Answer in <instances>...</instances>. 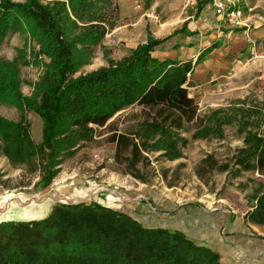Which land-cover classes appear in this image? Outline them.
<instances>
[{
	"label": "trees",
	"instance_id": "trees-1",
	"mask_svg": "<svg viewBox=\"0 0 264 264\" xmlns=\"http://www.w3.org/2000/svg\"><path fill=\"white\" fill-rule=\"evenodd\" d=\"M144 1L148 8L154 0ZM111 2L0 1V40L13 27L37 43V48L29 49L32 60L27 58V46L13 59L0 57V104L32 109L43 120V141L37 143L24 121L0 113V151L19 163L45 159L43 187L53 182L62 154H73L94 140L98 128L112 131L107 141L116 143L117 161L130 154L129 167L136 169L146 152L161 151L167 159L181 156L176 143L184 128L206 138L235 119L219 116L222 109L200 113L185 85L193 62L155 59L152 52L165 39H156L151 32L148 41L130 54L76 76L115 26L106 21ZM29 63L44 66V71L26 95L21 66ZM240 111L247 117L239 120L246 131L243 159L254 161L264 175V102ZM125 115L139 121L137 129H112ZM134 175L145 181L140 173ZM250 218L253 224L264 223V190ZM0 264L234 263L224 262L217 250L181 230L149 227L123 210L83 200L58 203L40 219L0 221Z\"/></svg>",
	"mask_w": 264,
	"mask_h": 264
},
{
	"label": "rangeland",
	"instance_id": "rangeland-1",
	"mask_svg": "<svg viewBox=\"0 0 264 264\" xmlns=\"http://www.w3.org/2000/svg\"><path fill=\"white\" fill-rule=\"evenodd\" d=\"M42 1L52 3L55 0ZM200 1L154 0L151 6L146 8L145 1L138 0L140 12L134 21L120 17L121 4L123 7L128 6V0H112L106 9V21L115 23V26L108 31L101 43L95 46L91 62L83 66L76 76L108 65L110 60H119L118 58L126 52L119 50V47L121 43H125L127 37L121 29L127 28L131 21H138L143 17V13H147V18L151 20L150 28L159 30L162 23L179 25L181 19L189 13L196 15ZM208 1L211 4L210 0ZM117 26L120 27L118 31L111 33ZM141 28L136 27L134 33L138 34ZM119 37L124 40L119 41ZM26 46L29 54L27 58L32 60L29 49L37 48V43L27 33H21L12 27L0 40V57L13 59L18 55V50ZM21 69L22 91L30 95L33 92V83L43 73L44 66L29 63L23 64ZM217 85L219 88L213 94L216 105H199L200 113L210 115L214 110L222 109L219 116H227L228 119L235 116V119L221 124L220 131L206 138L197 137L195 131L184 128L176 143L181 156L175 159H167L161 151L146 152V157L135 163L136 169H130L131 162L127 158L131 155L123 154L122 161H117L116 143L107 141L112 131L104 127L98 128L94 140L86 142L73 154H62L53 182L43 187L45 159L39 156L33 161L19 163L0 151V221L40 219L47 216L58 203L88 199L121 208L120 206L125 204H132L136 195L153 190L169 196L176 202L186 203L183 206L184 212H187L186 216L197 220L196 224L204 231L210 230L213 224L216 226V222H213L215 216L221 219L220 226L217 227L219 230L222 226L235 227L236 231L227 230L228 237L233 239L232 244L236 246L234 250L230 251L229 245L227 252L224 251L225 246L216 250L224 262L240 263L242 255L245 254L242 248L245 244L241 238L249 233L248 231L254 236L264 238V223L253 224L250 218L257 197L264 190V175L258 171L254 161L243 159L241 149L245 146L246 131L239 124V120H247L240 110L264 102V58L255 59L225 83L220 82ZM0 113L12 120L24 121L29 126L33 139L37 143L43 141V120L36 111L20 110L15 106L0 104ZM125 116L117 118L112 129H137L139 121L128 120L130 117ZM211 155L213 158L205 162ZM136 173H140L145 181L135 177ZM193 206H197L200 211H204L201 207L204 206L210 211H204L203 214H199V211L192 212ZM131 209L133 211L127 213L146 226H168L164 224L165 220H158L156 216L159 215L151 209L147 200ZM220 209L230 210L233 215ZM244 220L249 223L248 230ZM215 229L216 227L211 228V231ZM220 235L223 237L222 231ZM203 239L210 241L207 237Z\"/></svg>",
	"mask_w": 264,
	"mask_h": 264
},
{
	"label": "crops",
	"instance_id": "crops-1",
	"mask_svg": "<svg viewBox=\"0 0 264 264\" xmlns=\"http://www.w3.org/2000/svg\"><path fill=\"white\" fill-rule=\"evenodd\" d=\"M128 3L126 7L121 4L120 17L135 21L137 19L135 16L140 12V5L138 0H128ZM245 4L244 9L247 14L257 13L260 14V17H253L240 27L231 25L225 17L217 15L208 0H201L198 3L199 7L196 10V15L189 13L181 19L179 25L170 22L162 23L159 30H155L158 28L153 30L150 28L151 20L147 18V13H143V17H140L138 21L135 23L131 21L127 28L121 29L122 32L125 31L124 34L127 37L125 43H121L119 50L123 49L126 52L118 59L130 54L139 44L146 43L151 32L154 38L165 39L153 50L152 56L158 60L192 61L193 67L188 73L185 84L189 94L198 101L201 107L216 105L213 94L219 88L217 84H220V82L225 83L227 79L237 71L246 68L255 59L264 58V0H246ZM144 9L146 8L144 7ZM132 17L135 18L132 19ZM136 27L141 28L138 34L134 33ZM118 28L120 27H115L111 33H116ZM120 40H124V38L119 37ZM201 55L202 58L199 59ZM121 112H118L116 116ZM141 193H143V190ZM145 200H147L151 209L159 215L156 216L158 220L160 222L166 221L164 222L166 226L168 225L166 228L181 230L197 242L214 250L225 246L224 251L227 252V249L230 248L229 250L232 251L236 247L232 244L233 239L227 235V230L236 231L235 227L222 226L219 230L217 227L220 226L221 219L215 216L213 222H216V226L213 224L211 228L216 227V229L211 231L209 227L210 230L204 231L196 224L197 220L186 216L187 212H184L183 209L186 203L176 202L158 191L148 190L146 194L136 195L132 204H125L118 209L131 212L133 211L132 207L141 205ZM201 207L206 212L210 211L204 206ZM191 210L192 212L199 211V214L204 213V211L198 210L197 206H193ZM220 210L232 214L230 210ZM244 223L248 230L249 223H246L245 220ZM221 231L223 237L220 235ZM248 232L241 238V241L245 244L242 247L245 254L242 255L240 263L234 264H264V238L254 236L250 231ZM205 237L210 241L203 239ZM227 245H229V248Z\"/></svg>",
	"mask_w": 264,
	"mask_h": 264
},
{
	"label": "built area",
	"instance_id": "built-area-1",
	"mask_svg": "<svg viewBox=\"0 0 264 264\" xmlns=\"http://www.w3.org/2000/svg\"><path fill=\"white\" fill-rule=\"evenodd\" d=\"M217 15L225 19L233 26L240 27L251 18H259L260 14L248 13L244 9L246 0H210ZM253 54H255L253 52Z\"/></svg>",
	"mask_w": 264,
	"mask_h": 264
},
{
	"label": "water",
	"instance_id": "water-1",
	"mask_svg": "<svg viewBox=\"0 0 264 264\" xmlns=\"http://www.w3.org/2000/svg\"><path fill=\"white\" fill-rule=\"evenodd\" d=\"M89 200V199H88ZM90 201H93V200H90Z\"/></svg>",
	"mask_w": 264,
	"mask_h": 264
}]
</instances>
